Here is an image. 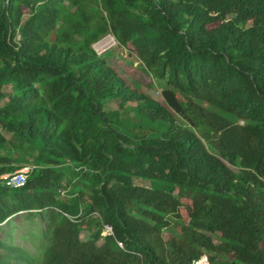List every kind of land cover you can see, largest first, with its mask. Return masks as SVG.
<instances>
[{
	"label": "trees",
	"instance_id": "obj_1",
	"mask_svg": "<svg viewBox=\"0 0 264 264\" xmlns=\"http://www.w3.org/2000/svg\"><path fill=\"white\" fill-rule=\"evenodd\" d=\"M23 165L0 224L37 215L41 264H264V0H0V174Z\"/></svg>",
	"mask_w": 264,
	"mask_h": 264
},
{
	"label": "rangeland",
	"instance_id": "obj_2",
	"mask_svg": "<svg viewBox=\"0 0 264 264\" xmlns=\"http://www.w3.org/2000/svg\"><path fill=\"white\" fill-rule=\"evenodd\" d=\"M94 49L98 53H104L106 51H111L110 56H113L118 61H122L128 63L127 65L131 71L130 78L135 80L136 77H139L135 69H139L140 61L137 59L132 58L128 54L127 47H122L117 44L114 36L111 33L105 34L102 38L96 41L93 44ZM144 77V76H143ZM146 82L144 83V85ZM148 84V81H147ZM152 86L147 89L148 93L154 97H159L160 87L158 84L152 81ZM106 109H112L117 107L116 101H107L106 102ZM7 143H10L12 140L11 134L7 132H3ZM134 182L138 185L148 186V180L135 178ZM43 228L42 222L39 221L37 215L30 216L27 212H21L17 215H14L8 222L0 226V239L12 243L14 245L20 246L25 250V252L35 258L34 264H41V250L44 246L45 241L41 236V231ZM90 236L89 231H81L80 238L82 240L88 239ZM214 241H218L217 237H213Z\"/></svg>",
	"mask_w": 264,
	"mask_h": 264
},
{
	"label": "built area",
	"instance_id": "obj_3",
	"mask_svg": "<svg viewBox=\"0 0 264 264\" xmlns=\"http://www.w3.org/2000/svg\"><path fill=\"white\" fill-rule=\"evenodd\" d=\"M31 168L32 165H23L12 172L0 174V185L7 187H20L24 185L27 173ZM112 233V227L110 225L103 226V235H110ZM191 264H211V261L206 254L202 253L193 258Z\"/></svg>",
	"mask_w": 264,
	"mask_h": 264
},
{
	"label": "crops",
	"instance_id": "obj_4",
	"mask_svg": "<svg viewBox=\"0 0 264 264\" xmlns=\"http://www.w3.org/2000/svg\"><path fill=\"white\" fill-rule=\"evenodd\" d=\"M11 218H12V217H11ZM11 218H10V219H11ZM10 219H8L6 222H8ZM6 222L1 223L0 226L3 225V224H5Z\"/></svg>",
	"mask_w": 264,
	"mask_h": 264
}]
</instances>
